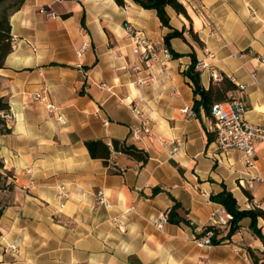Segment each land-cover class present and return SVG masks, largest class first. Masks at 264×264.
I'll return each instance as SVG.
<instances>
[{"label":"crops","instance_id":"obj_1","mask_svg":"<svg viewBox=\"0 0 264 264\" xmlns=\"http://www.w3.org/2000/svg\"><path fill=\"white\" fill-rule=\"evenodd\" d=\"M122 1L26 0L10 16L14 41L0 95L10 105L11 133L0 137V157L15 191L0 219V264H256L248 250L264 264V242L248 218L229 238V229L217 231L210 249L193 241L220 206L210 197L223 186L240 210L250 201L264 211V144H256L251 167L241 152L220 150L213 119L202 108L194 113L183 75L195 54L202 87H210L212 71L226 76L247 122L264 126V0H179L187 17L167 8L170 28L154 10ZM126 23L163 46L167 34L182 33L168 46L178 56L141 62ZM41 91L63 123L30 98ZM132 106L150 118L154 139H130ZM61 185L68 200L59 199ZM175 202L192 227L167 221L157 230ZM258 227L264 236V220Z\"/></svg>","mask_w":264,"mask_h":264},{"label":"built area","instance_id":"obj_2","mask_svg":"<svg viewBox=\"0 0 264 264\" xmlns=\"http://www.w3.org/2000/svg\"><path fill=\"white\" fill-rule=\"evenodd\" d=\"M62 0H53V2H61ZM39 14L45 15L49 19L54 18L53 12L49 6H39L37 8ZM126 38L130 41L133 54L137 55L141 62H155L164 64L170 61L172 53L165 45H159L150 41L143 32L135 29L130 23L124 25ZM88 48V42H83L79 54ZM197 66V65H196ZM204 67V64H199L198 67ZM135 71H140L136 66ZM211 77L213 81L220 80V76L212 71ZM254 78V75H252ZM146 81L138 80L137 84L143 85ZM243 85H237L239 91L244 90ZM34 101L44 103L47 112L52 115L58 123L64 122V115L61 109L54 102L50 101L44 91L34 93L31 97ZM132 112L136 115L137 124L132 126L130 130V139L134 142L142 141L143 137L154 139L152 133V125L150 118L146 116L138 106H132ZM183 114L194 116V113L189 108L182 110ZM245 107L240 99L234 93L228 95V100L224 102L215 103L212 105L210 115L213 119V131L215 135V142L222 151L237 150L244 155V160L247 166H252L256 155V144H264V126H258L247 122L245 119ZM110 170L114 173H120L122 170L112 166ZM256 181L261 182L260 178ZM59 199L61 201L68 200L69 194L64 185L59 187ZM98 203L105 204V198L102 193L97 195ZM255 209L253 202H248L246 210ZM168 221L166 214H160L155 221L154 226L157 230H162L164 224ZM232 215L226 212L221 206H217L211 213L208 225L200 231L199 235H195L194 242L200 247L212 248L216 244L213 243L215 233L219 230H226L230 228ZM199 231V230H198ZM204 233L201 235V233ZM15 250V247H11Z\"/></svg>","mask_w":264,"mask_h":264},{"label":"trees","instance_id":"obj_3","mask_svg":"<svg viewBox=\"0 0 264 264\" xmlns=\"http://www.w3.org/2000/svg\"><path fill=\"white\" fill-rule=\"evenodd\" d=\"M26 0H0V70L4 67L6 59L12 52L13 37L10 31V16L18 11L25 3ZM118 4L122 5V0H115ZM142 8L148 10H154L156 15L165 28H170L169 17L166 13L167 8H171L178 15L187 17L185 7L179 0H135ZM176 37L183 39L182 33L173 31L164 37V44L169 46L170 39ZM169 48V47H168ZM172 57L178 55L174 52ZM191 64L183 72V75L189 80L194 94L193 111L198 113L202 108L206 114L210 115V110L213 104L224 102L228 100L230 93L236 92V87L232 81L224 75L220 76V80L212 81L210 87L205 90L200 83V73L196 71L197 60L195 54H190ZM11 119V111L8 100L0 95V137L11 133V127L9 125ZM15 191V186L12 177L4 170V161L0 157V219L5 210L9 207V199L11 194ZM160 189H155L154 194L160 193ZM251 200V196L246 193ZM210 200L220 205L226 212L232 215V221L230 222L229 232L227 237L229 238L239 229V222L244 219H250L249 229L251 232L262 242H264V236L261 234V229L258 227V220H264V211L260 209L253 210H240L232 193L227 191L225 186L223 190L210 197ZM186 210L182 208L177 202L174 203L172 208L168 212V222L172 225H187L192 227V224L186 219ZM204 231L201 233V235ZM216 235V233H215ZM216 238V237H215ZM213 238L214 244H219L216 239ZM254 262L258 263V257L252 250H248Z\"/></svg>","mask_w":264,"mask_h":264}]
</instances>
